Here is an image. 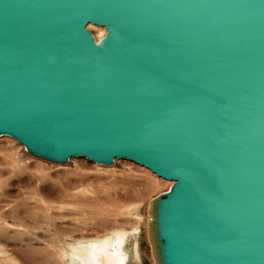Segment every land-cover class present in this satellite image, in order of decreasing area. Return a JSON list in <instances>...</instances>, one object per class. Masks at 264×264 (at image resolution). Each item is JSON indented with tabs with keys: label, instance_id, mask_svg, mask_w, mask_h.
<instances>
[{
	"label": "water",
	"instance_id": "95a60500",
	"mask_svg": "<svg viewBox=\"0 0 264 264\" xmlns=\"http://www.w3.org/2000/svg\"><path fill=\"white\" fill-rule=\"evenodd\" d=\"M4 137L170 182L155 264H264V0H0Z\"/></svg>",
	"mask_w": 264,
	"mask_h": 264
},
{
	"label": "rangeland",
	"instance_id": "374dc122",
	"mask_svg": "<svg viewBox=\"0 0 264 264\" xmlns=\"http://www.w3.org/2000/svg\"><path fill=\"white\" fill-rule=\"evenodd\" d=\"M88 30L96 40L105 33ZM170 184L123 160L55 165L0 138V264H81L74 247L101 239L114 264H155L150 204Z\"/></svg>",
	"mask_w": 264,
	"mask_h": 264
},
{
	"label": "bare ground",
	"instance_id": "6f19581e",
	"mask_svg": "<svg viewBox=\"0 0 264 264\" xmlns=\"http://www.w3.org/2000/svg\"><path fill=\"white\" fill-rule=\"evenodd\" d=\"M101 240L74 247L72 256L81 264H114L116 258L109 250V242L106 239Z\"/></svg>",
	"mask_w": 264,
	"mask_h": 264
}]
</instances>
